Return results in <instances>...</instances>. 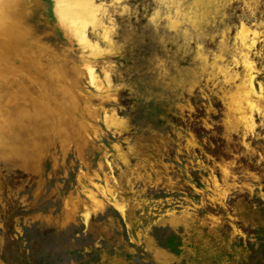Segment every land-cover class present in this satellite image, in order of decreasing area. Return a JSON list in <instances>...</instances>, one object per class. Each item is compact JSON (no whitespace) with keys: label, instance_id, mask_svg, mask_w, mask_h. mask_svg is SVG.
I'll use <instances>...</instances> for the list:
<instances>
[{"label":"rangeland","instance_id":"rangeland-1","mask_svg":"<svg viewBox=\"0 0 264 264\" xmlns=\"http://www.w3.org/2000/svg\"><path fill=\"white\" fill-rule=\"evenodd\" d=\"M73 1L0 43L64 122L38 170L0 160V264H264V0Z\"/></svg>","mask_w":264,"mask_h":264},{"label":"bare ground","instance_id":"bare-ground-1","mask_svg":"<svg viewBox=\"0 0 264 264\" xmlns=\"http://www.w3.org/2000/svg\"><path fill=\"white\" fill-rule=\"evenodd\" d=\"M23 1L25 0H0V43H6L5 48L9 51L13 49L19 50L18 46L21 44V41L29 37L28 32L24 29V25L28 20L26 19V12H24L22 6ZM73 2V0H59L61 13H63L62 17L64 16L66 19L70 18L72 14L71 7L74 5ZM32 48L34 47L32 46ZM19 65L21 67L19 70L28 71L31 68L30 64L25 60H20ZM4 69L6 68L4 67ZM5 72L0 71V82L4 83L2 85L4 92H1L2 94L0 95V143L2 145L0 147V160L5 161L6 165L9 166V173L13 170V166L23 170L36 171L41 162L40 153L44 149V131L42 127L47 122L46 117L49 114L54 115L56 113V116L60 117L59 121L62 122L61 111L57 107H50L47 101L31 97L28 102L29 108L22 105V101L17 100V94L11 92V89L16 86L19 87L20 83L18 84L17 82L9 80V75ZM20 92H23V90L20 89ZM24 94L27 95L26 92ZM59 135L63 136L62 133H59Z\"/></svg>","mask_w":264,"mask_h":264}]
</instances>
